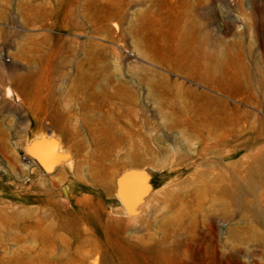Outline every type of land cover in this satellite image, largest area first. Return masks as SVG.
I'll list each match as a JSON object with an SVG mask.
<instances>
[{"label":"rangeland","instance_id":"obj_1","mask_svg":"<svg viewBox=\"0 0 264 264\" xmlns=\"http://www.w3.org/2000/svg\"><path fill=\"white\" fill-rule=\"evenodd\" d=\"M0 264H264V0H0Z\"/></svg>","mask_w":264,"mask_h":264},{"label":"water","instance_id":"obj_2","mask_svg":"<svg viewBox=\"0 0 264 264\" xmlns=\"http://www.w3.org/2000/svg\"><path fill=\"white\" fill-rule=\"evenodd\" d=\"M35 156L38 164L45 169L48 168V164L60 160L59 157L50 154L41 156L37 151ZM145 192L144 176L138 171L126 173L118 181L117 197L123 208L131 215L136 214L135 209L140 205Z\"/></svg>","mask_w":264,"mask_h":264},{"label":"bare ground","instance_id":"obj_3","mask_svg":"<svg viewBox=\"0 0 264 264\" xmlns=\"http://www.w3.org/2000/svg\"><path fill=\"white\" fill-rule=\"evenodd\" d=\"M118 225L120 226V232H123V230H124V228H125V223L124 222H119L118 223ZM106 244L107 245H109L111 248H114V250H118L119 249V247L117 246H114V242H112L111 240H110V238H109V235L108 234H106ZM126 256V258L128 259V261H130L131 262V259H133V258H131L129 255H125ZM134 260V262L135 263H137V261L135 260V259H133ZM133 263V262H132Z\"/></svg>","mask_w":264,"mask_h":264},{"label":"built area","instance_id":"obj_4","mask_svg":"<svg viewBox=\"0 0 264 264\" xmlns=\"http://www.w3.org/2000/svg\"><path fill=\"white\" fill-rule=\"evenodd\" d=\"M22 161H23V163L26 164L27 166L31 165L30 160H28L26 157H23V158H22Z\"/></svg>","mask_w":264,"mask_h":264},{"label":"crops","instance_id":"obj_5","mask_svg":"<svg viewBox=\"0 0 264 264\" xmlns=\"http://www.w3.org/2000/svg\"><path fill=\"white\" fill-rule=\"evenodd\" d=\"M119 170V169H118Z\"/></svg>","mask_w":264,"mask_h":264}]
</instances>
